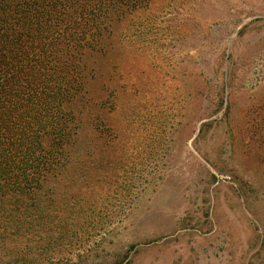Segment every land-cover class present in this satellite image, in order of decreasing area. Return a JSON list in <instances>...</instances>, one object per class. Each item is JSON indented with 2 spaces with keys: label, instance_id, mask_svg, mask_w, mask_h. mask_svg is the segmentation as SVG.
<instances>
[{
  "label": "rangeland",
  "instance_id": "374dc122",
  "mask_svg": "<svg viewBox=\"0 0 264 264\" xmlns=\"http://www.w3.org/2000/svg\"><path fill=\"white\" fill-rule=\"evenodd\" d=\"M130 28L119 203L71 262L264 264V0H154Z\"/></svg>",
  "mask_w": 264,
  "mask_h": 264
},
{
  "label": "trees",
  "instance_id": "16d2710c",
  "mask_svg": "<svg viewBox=\"0 0 264 264\" xmlns=\"http://www.w3.org/2000/svg\"><path fill=\"white\" fill-rule=\"evenodd\" d=\"M152 1L0 0L6 264H75L70 257L105 234L126 162L110 116L112 56Z\"/></svg>",
  "mask_w": 264,
  "mask_h": 264
}]
</instances>
